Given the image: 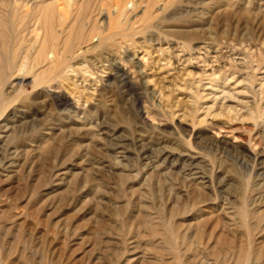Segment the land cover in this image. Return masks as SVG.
Returning a JSON list of instances; mask_svg holds the SVG:
<instances>
[{
	"label": "rangeland",
	"instance_id": "obj_1",
	"mask_svg": "<svg viewBox=\"0 0 264 264\" xmlns=\"http://www.w3.org/2000/svg\"><path fill=\"white\" fill-rule=\"evenodd\" d=\"M0 264H264V0H0Z\"/></svg>",
	"mask_w": 264,
	"mask_h": 264
},
{
	"label": "bare ground",
	"instance_id": "obj_2",
	"mask_svg": "<svg viewBox=\"0 0 264 264\" xmlns=\"http://www.w3.org/2000/svg\"><path fill=\"white\" fill-rule=\"evenodd\" d=\"M174 6H177V5H174ZM154 24H156V23H154ZM158 27V26H157ZM164 28V27H163ZM162 28V29H163ZM160 35V34H159ZM154 41V40H153ZM156 42V41H155ZM169 43H171V42H169ZM199 47V46H198ZM209 46H206V45H201L199 48H198V50L200 51V54H204V55H206L205 54V52L206 51H208L207 50V48H208ZM213 48V47H212ZM179 50V49H178ZM197 50V52H199ZM186 52H184V54H185ZM187 54V53H186ZM189 54V53H188ZM214 54V53H213ZM194 56V55H193ZM193 56H191L190 55V57H193ZM196 56V55H195ZM193 57L190 61H186V62H184V63H182V65H183V67H185V70H187L188 71V74L192 71V70H189L190 68H195V67H197L196 65H195V63L194 62H192V60L194 59V58H198L199 59V57ZM183 58V57H182ZM201 58V57H200ZM213 58V57H212ZM178 59V58H177ZM202 60V59H201ZM239 60V59H238ZM241 60V59H240ZM216 61V60H215ZM196 62H198V61H196ZM203 62V61H202ZM199 63V62H198ZM197 63V64H198ZM204 63H207V62H204ZM211 63H213V62H211ZM237 63V62H236ZM239 63V62H238ZM208 64V63H207ZM210 64V63H209ZM214 64V63H213ZM202 65H203V63H202ZM206 65V64H205ZM212 65V64H211ZM210 65V66H211ZM207 66V65H206ZM205 66V67H206ZM209 66V67H210ZM119 67V66H118ZM204 66H203V69L205 68ZM208 68V67H207ZM200 69V68H199ZM202 69V68H201ZM183 71V70H182ZM203 71V70H202ZM201 71V72H202ZM205 71V70H204ZM207 72V71H206ZM213 72V71H212ZM192 73V72H191ZM194 74V73H193ZM192 74V75H193ZM196 74V73H195ZM202 74V73H201ZM204 75V74H203ZM189 76V75H188ZM204 77V76H203ZM189 78L191 79V77L189 76ZM193 78H194V76H193ZM205 78V77H204ZM203 79V78H202ZM201 79V80H202ZM10 85V84H9ZM129 87V86H128ZM137 96V95H136ZM139 103V102H138ZM138 108V107H137ZM139 109V108H138ZM167 127V126H166ZM162 129H163V127H162ZM174 129V128H173ZM193 130V129H192ZM138 131H139V129H138ZM170 131V130H169ZM96 133V132H95ZM200 133V132H199ZM195 134V133H194ZM196 135H197V133H196ZM139 136V135H138ZM160 136V135H159ZM138 138V137H137ZM164 138V137H163ZM165 139V138H164ZM199 139V138H198ZM146 140V139H145ZM143 141V140H142ZM161 141V140H160ZM147 142V141H146ZM7 145V144H6ZM158 145V144H157ZM214 145V144H213ZM138 146V145H137ZM209 146V145H208ZM205 147V146H204ZM7 148V147H6ZM16 148H17V146H16ZM122 148V147H121ZM11 149V148H10ZM37 149V148H36ZM149 149V148H148ZM158 149H159V147H158ZM167 150V149H166ZM166 150L162 153V157L164 158V160L165 159H167V158H169L170 156V154H171V152L168 154V153H166ZM157 151V150H156ZM168 151V150H167ZM149 151L147 150V149H145V148H142V150H141V152L140 153H142V154H146V153H148ZM154 152V151H153ZM193 152V151H192ZM149 154V153H148ZM174 155H175V153H174ZM192 155V154H191ZM140 156V155H139ZM176 156H178V154L176 155ZM183 156V155H182ZM189 156V155H188ZM172 158V157H171ZM183 158V157H182ZM146 159V158H145ZM154 159V158H153ZM184 159V158H183ZM15 160V159H14ZM149 160V159H148ZM176 160V159H175ZM174 161V160H173ZM154 162V161H153ZM153 162H149L147 165H146V167L145 168H147L148 166L150 167L151 165L150 164H153ZM8 163V161H5V164H7ZM10 163V162H9ZM156 164V163H155ZM169 166V165H168ZM148 167V168H149ZM147 168V169H148ZM192 168V167H191ZM193 170H194V168H192ZM261 169V168H260ZM192 170V171H193ZM196 170V169H195ZM174 171V170H173ZM214 173V172H213ZM170 176H171V174L170 173H168ZM190 174V173H189ZM202 174V173H201ZM197 175V174H196ZM148 176H150V174L148 175ZM183 177V176H182ZM187 177V176H186ZM165 178H167V177H165ZM187 178H190V176H188ZM205 177H203L202 179H204ZM149 179H151V177L149 178ZM191 180H193V179H191ZM207 180V179H206ZM167 181V180H166ZM166 181H165V184H166ZM169 181V180H168ZM167 181V182H168ZM171 181V180H170ZM209 181V180H208ZM197 182V181H196ZM199 182V181H198ZM202 184L200 185V188L201 189H206L207 187H209L208 186V184L206 185V183H207V181H203V182H201ZM170 184V183H169ZM174 184V183H173ZM194 185H196V184H194ZM167 186V185H166ZM189 186V185H188ZM174 187V186H173ZM196 187H198V186H196ZM174 191V190H173ZM180 191V190H179ZM207 191V190H206ZM172 192V191H171ZM176 193V192H175ZM177 194V193H176ZM180 194V193H179ZM139 195V194H138ZM142 195V194H141ZM209 195V194H208ZM179 199V198H178ZM174 200H176V198H174ZM184 205L185 204H183V209H184ZM186 206V205H185ZM206 209V208H205ZM245 210V209H244ZM227 211V210H226ZM203 213H198L197 211H195V212H192V215H195L193 218H196V219H199V220H204V219H202V218H204V214L206 213V212H204V210L202 211ZM184 213V212H183ZM208 213H210V212H208ZM231 213V212H230ZM190 214V213H189ZM229 214V213H228ZM230 215V214H229ZM235 216V215H234ZM187 217V216H186ZM185 217V218H186ZM207 217V216H206ZM235 218V217H234ZM258 218V217H257ZM224 219V218H223ZM197 221V220H196ZM191 224V223H190ZM194 224V223H193ZM196 226V225H195ZM155 227V226H154Z\"/></svg>",
	"mask_w": 264,
	"mask_h": 264
}]
</instances>
